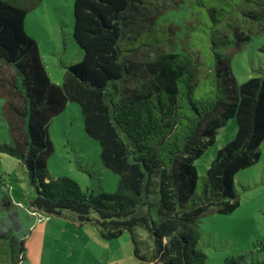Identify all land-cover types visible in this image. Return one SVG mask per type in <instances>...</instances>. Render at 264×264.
<instances>
[{
    "label": "trees",
    "instance_id": "1",
    "mask_svg": "<svg viewBox=\"0 0 264 264\" xmlns=\"http://www.w3.org/2000/svg\"><path fill=\"white\" fill-rule=\"evenodd\" d=\"M43 1L0 0V98L10 138L0 154L17 159L29 181L25 189L18 175L0 173V264H26L20 210L34 218L70 212L106 239L128 233L144 261L207 264L197 247L201 217L238 209L235 177L262 156L264 77L240 84L230 63L264 33V0H75L72 37L83 58L65 66L62 84L25 32ZM68 103L80 106L103 168L118 177L115 192L95 196L68 176H51L49 126ZM230 120L234 138L201 177L196 161ZM225 264L247 263L238 256Z\"/></svg>",
    "mask_w": 264,
    "mask_h": 264
},
{
    "label": "rangeland",
    "instance_id": "2",
    "mask_svg": "<svg viewBox=\"0 0 264 264\" xmlns=\"http://www.w3.org/2000/svg\"><path fill=\"white\" fill-rule=\"evenodd\" d=\"M75 0H44L42 5L26 18L25 32L38 44L42 62L51 80L62 84L65 66L82 61L81 49L73 40ZM183 15H181L182 17ZM231 68L238 82L244 83L252 77H264V33L244 46L232 60ZM4 74L9 75L7 70ZM4 99L0 98V142H9L7 123L3 118ZM237 131L235 120H230L217 136V142L196 161L199 175L206 174L217 151L230 142ZM49 137L54 153L48 158L51 176L59 179L68 176L77 181L84 192H115L118 177L101 164L99 144L86 136L80 106L68 103L66 109L55 117L49 126ZM261 160L255 166L241 171L235 177V189L240 207L233 213L223 215L207 212L200 219V239L197 244L208 256L207 264H225L227 257L243 256L247 264H264V143ZM0 173L16 174L22 186L28 189V175L21 163L6 154H0ZM1 195V192H0ZM64 215L77 217L70 212ZM23 232L29 235L30 226L36 218L19 211ZM63 216V215H62ZM52 216V222L62 220L65 232L56 237L48 235L46 249L38 264H94L93 252L87 250L73 221ZM65 220V221H64ZM149 243L147 235L140 232ZM99 257L105 249L97 247ZM86 251V253H84ZM90 253V254H89ZM96 253V252H95ZM26 264H30L27 256Z\"/></svg>",
    "mask_w": 264,
    "mask_h": 264
},
{
    "label": "crops",
    "instance_id": "3",
    "mask_svg": "<svg viewBox=\"0 0 264 264\" xmlns=\"http://www.w3.org/2000/svg\"><path fill=\"white\" fill-rule=\"evenodd\" d=\"M62 218L73 221L74 227L78 229L77 236L82 237L87 250L93 252L94 264H161L156 261L139 259L135 255L133 241L128 233H124L120 237L112 240L106 239L95 224H81L70 215H63ZM30 229L29 235L24 237L28 250L27 256L30 264H38L42 260L46 249L45 242L47 236L54 235L56 237L60 234L59 230L64 233L65 224L62 220L52 222L51 219L48 222L32 224ZM97 247L103 250L105 249L106 252L103 254V257H99V254H97L99 252Z\"/></svg>",
    "mask_w": 264,
    "mask_h": 264
},
{
    "label": "built area",
    "instance_id": "4",
    "mask_svg": "<svg viewBox=\"0 0 264 264\" xmlns=\"http://www.w3.org/2000/svg\"><path fill=\"white\" fill-rule=\"evenodd\" d=\"M51 215L50 214H37L36 215V223H44V222H48L51 220Z\"/></svg>",
    "mask_w": 264,
    "mask_h": 264
}]
</instances>
